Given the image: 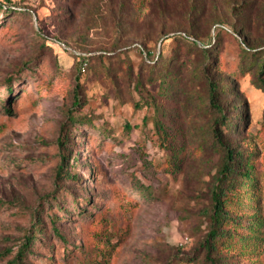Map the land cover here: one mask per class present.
I'll return each mask as SVG.
<instances>
[{
    "label": "rangeland",
    "instance_id": "374dc122",
    "mask_svg": "<svg viewBox=\"0 0 264 264\" xmlns=\"http://www.w3.org/2000/svg\"><path fill=\"white\" fill-rule=\"evenodd\" d=\"M196 2L193 12L178 0H33L31 16L0 18V264H17L38 215L25 264H264V90L254 84L264 69L242 51L264 49V0ZM187 32L209 51L208 69ZM148 53L172 60L149 67ZM207 72L229 117L221 139L253 165L223 192L230 220L209 252L225 150L211 133ZM137 83L160 106L168 146Z\"/></svg>",
    "mask_w": 264,
    "mask_h": 264
},
{
    "label": "trees",
    "instance_id": "16d2710c",
    "mask_svg": "<svg viewBox=\"0 0 264 264\" xmlns=\"http://www.w3.org/2000/svg\"><path fill=\"white\" fill-rule=\"evenodd\" d=\"M27 0H7V1H1L0 0V18L4 17H12V16H31L32 11L29 8L23 7L25 5V2ZM196 0H178L179 7L184 10L186 7L189 8V11H195L196 10ZM251 4H248V10H250ZM184 17L193 16V13L188 11L183 12ZM250 14H247V16L243 17V23L237 29L235 28L236 33H242L244 30L247 29V25L251 24V20L248 17ZM256 17H258L259 21L262 24V27H264V11H259L256 13ZM222 28V27H220ZM250 28V27H248ZM264 30V29H263ZM181 39L185 42H188L189 44H192L194 47L201 49L203 56L206 59L205 66L208 69L210 66V63L212 62L209 58L208 52L206 49L202 48L203 43L200 42L196 35H194V32H187L183 36H181ZM244 45V44H242ZM211 49L210 51H212ZM244 57H249L252 60L255 58H261V67L260 71H263L264 69V49L263 50H257L254 48H251L250 46H244L242 48ZM149 54V53H148ZM150 59V66L149 67H155L160 62L168 60L171 61L172 58L166 59L167 57L160 53L159 55L155 56L151 53L149 54ZM165 58V59H164ZM83 60L85 58L83 57ZM257 60V59H256ZM255 62V61H254ZM206 82V94L207 99L209 101V105L212 108V110L215 112L216 117L214 121L211 124V133L214 139H218L220 144L223 145V148L225 150V154L223 156V162L221 163L218 171H217V185L215 187V190L212 194V203H211V210L208 215V234L207 238L205 240V248L207 252H209L213 245L214 241L223 235L224 231L222 230V226L225 224L226 221L230 220V216L225 210L224 207V201L222 199V194L226 190V188L232 184V182H236L237 179L240 182H244L251 178V170L253 169V165H250L247 163V161L244 160L243 156L241 154H236L234 149L229 147L223 140L221 139V125L225 126L227 129H230L229 125V117L226 113V109L224 106H222L221 103H219V93L221 92L222 87L219 80L215 79L213 76L210 75L209 72H207ZM254 84L257 88L264 90V79L261 77L260 81H254ZM136 88L139 91L140 94H143V99L145 100V104L148 108L153 109V115H154V123L155 128L158 132L163 134L167 146L170 144V137L168 135V130L165 126V121L162 119V117L159 116L160 114V106L156 101V98L153 94H150L147 90H144L143 87H140V84H136ZM143 90L145 91V94L143 93ZM227 93V91H225ZM75 104L79 105L81 102L80 94L76 91L75 92ZM129 124L126 125V129H129ZM70 174L65 171V166L61 164L58 169V176L59 177H68ZM237 175L241 178H237ZM136 193L141 195L143 198L150 199L152 197V194L149 190V187L146 185H139L135 188ZM52 229L55 233H60L58 227L56 226L57 218L51 219ZM39 215L35 216L32 230L28 233L27 238L25 239V242L21 245V249L18 252V255L16 257L17 264H25L24 263V256L26 252L30 249L32 246L34 238H36V232L39 231ZM211 264H217L215 260L211 261Z\"/></svg>",
    "mask_w": 264,
    "mask_h": 264
},
{
    "label": "built area",
    "instance_id": "2783aa9c",
    "mask_svg": "<svg viewBox=\"0 0 264 264\" xmlns=\"http://www.w3.org/2000/svg\"><path fill=\"white\" fill-rule=\"evenodd\" d=\"M1 1H7V0H1ZM29 1H33V0H27V1L25 2V4H27V2H29ZM83 65L86 66L87 63H86V62H83Z\"/></svg>",
    "mask_w": 264,
    "mask_h": 264
}]
</instances>
